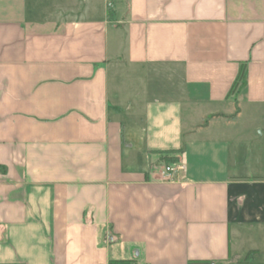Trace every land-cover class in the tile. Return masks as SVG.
I'll return each instance as SVG.
<instances>
[{"label": "crops", "instance_id": "obj_1", "mask_svg": "<svg viewBox=\"0 0 264 264\" xmlns=\"http://www.w3.org/2000/svg\"><path fill=\"white\" fill-rule=\"evenodd\" d=\"M116 260L264 264V0H0V264Z\"/></svg>", "mask_w": 264, "mask_h": 264}, {"label": "trees", "instance_id": "obj_2", "mask_svg": "<svg viewBox=\"0 0 264 264\" xmlns=\"http://www.w3.org/2000/svg\"><path fill=\"white\" fill-rule=\"evenodd\" d=\"M244 82H245V64L241 65L239 72L237 74V77L234 80L230 88V94H232L239 86H242ZM181 153H182V148L178 150H170V151L161 153L160 158H161V161H163L164 163L174 162L178 159ZM109 264H130V261L116 260V261H110Z\"/></svg>", "mask_w": 264, "mask_h": 264}, {"label": "built area", "instance_id": "obj_3", "mask_svg": "<svg viewBox=\"0 0 264 264\" xmlns=\"http://www.w3.org/2000/svg\"><path fill=\"white\" fill-rule=\"evenodd\" d=\"M184 169V164L177 159L174 162L165 163L162 167L161 179L174 180L177 173Z\"/></svg>", "mask_w": 264, "mask_h": 264}]
</instances>
